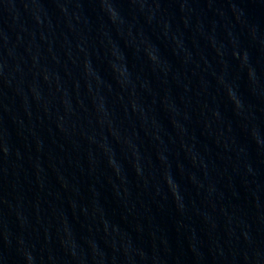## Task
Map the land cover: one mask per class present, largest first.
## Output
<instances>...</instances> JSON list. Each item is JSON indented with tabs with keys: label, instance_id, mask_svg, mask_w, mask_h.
<instances>
[{
	"label": "water",
	"instance_id": "obj_1",
	"mask_svg": "<svg viewBox=\"0 0 264 264\" xmlns=\"http://www.w3.org/2000/svg\"><path fill=\"white\" fill-rule=\"evenodd\" d=\"M0 264H264V0H0Z\"/></svg>",
	"mask_w": 264,
	"mask_h": 264
}]
</instances>
